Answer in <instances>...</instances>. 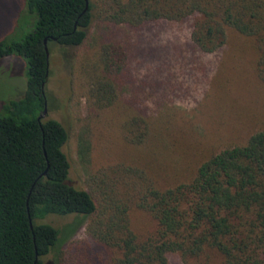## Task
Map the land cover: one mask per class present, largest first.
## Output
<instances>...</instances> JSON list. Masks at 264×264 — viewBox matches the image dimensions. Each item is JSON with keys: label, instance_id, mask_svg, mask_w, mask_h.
<instances>
[{"label": "trees", "instance_id": "trees-1", "mask_svg": "<svg viewBox=\"0 0 264 264\" xmlns=\"http://www.w3.org/2000/svg\"><path fill=\"white\" fill-rule=\"evenodd\" d=\"M22 7L0 38V59L15 55L24 65L21 94L0 101V264H68L60 246L84 220L87 237L105 247L102 264H169L170 253L182 264H264V126L207 155L185 181L158 186L141 167L118 162L85 174L84 188L68 177L66 130L39 117L47 108L44 46L48 53L52 43L79 48L92 21L127 28L184 22L191 46L205 54L232 29L249 40L264 86V0H23ZM124 47L114 39L99 45L98 75L88 87L98 107L117 98ZM130 106L123 104L125 138L144 143L152 123ZM81 147L78 155L88 159L89 145ZM135 211L150 226L137 229ZM54 217L68 222L55 226Z\"/></svg>", "mask_w": 264, "mask_h": 264}, {"label": "rangeland", "instance_id": "rangeland-1", "mask_svg": "<svg viewBox=\"0 0 264 264\" xmlns=\"http://www.w3.org/2000/svg\"><path fill=\"white\" fill-rule=\"evenodd\" d=\"M22 5L23 0H0V38L12 29L15 15L24 10ZM25 20L29 22L26 14ZM109 39L125 46L127 63L117 98L98 107L88 87L98 75L99 45ZM47 57L44 117L58 121L66 130L61 150L69 164L68 177L84 188L85 174L118 162L136 164L158 186L185 181L207 155L241 143L264 126V86L255 76L254 51L249 40L232 29H227L221 48L205 54L191 46L184 22H146L127 28L92 21L82 46L65 48L52 43ZM23 87L22 59L1 58L0 101L20 95ZM125 103L143 111L152 123L150 132H155L146 142L132 144L125 138ZM161 138L163 142L157 143ZM86 144L89 158L82 160L78 152ZM131 215L137 229L150 226L141 212ZM52 222L61 227L68 218L54 217ZM85 224L86 220L60 246L68 264H102L105 247L87 237ZM46 259L51 263V255ZM168 261L182 264L176 253L168 254Z\"/></svg>", "mask_w": 264, "mask_h": 264}, {"label": "water", "instance_id": "water-1", "mask_svg": "<svg viewBox=\"0 0 264 264\" xmlns=\"http://www.w3.org/2000/svg\"><path fill=\"white\" fill-rule=\"evenodd\" d=\"M85 5H86V0H85ZM44 50H45V56H48V52H47V48L46 46H44ZM46 113V108L45 106L43 107L42 111L39 113V117H43Z\"/></svg>", "mask_w": 264, "mask_h": 264}]
</instances>
